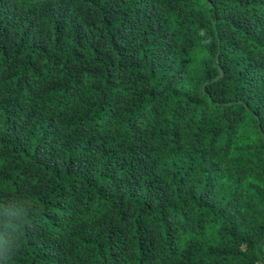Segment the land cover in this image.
I'll use <instances>...</instances> for the list:
<instances>
[{
	"label": "trees",
	"instance_id": "trees-1",
	"mask_svg": "<svg viewBox=\"0 0 264 264\" xmlns=\"http://www.w3.org/2000/svg\"><path fill=\"white\" fill-rule=\"evenodd\" d=\"M0 264H264V0H0Z\"/></svg>",
	"mask_w": 264,
	"mask_h": 264
}]
</instances>
